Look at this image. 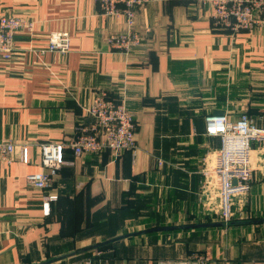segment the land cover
<instances>
[{"label": "crops", "instance_id": "crops-1", "mask_svg": "<svg viewBox=\"0 0 264 264\" xmlns=\"http://www.w3.org/2000/svg\"><path fill=\"white\" fill-rule=\"evenodd\" d=\"M211 11L199 0L150 2L135 18L140 43L124 52L109 42L123 25L98 0H0V14L35 21L34 36L15 35L11 59L0 55V140L15 142V160H0V264H81L90 250L75 252L96 242L218 222L216 178L204 171L221 139L205 116L245 112L264 125V25L233 33ZM56 30L69 32L67 53L34 50ZM99 90L134 114L135 150L75 157L67 147L54 187L34 188L26 176L41 169L39 144L73 140ZM252 147L251 188L232 196L231 222L123 237L105 246L107 264L195 252L205 264H264V143ZM47 193L58 197L46 203Z\"/></svg>", "mask_w": 264, "mask_h": 264}, {"label": "built area", "instance_id": "built-area-1", "mask_svg": "<svg viewBox=\"0 0 264 264\" xmlns=\"http://www.w3.org/2000/svg\"><path fill=\"white\" fill-rule=\"evenodd\" d=\"M101 13L105 17H115L123 28L109 37L113 49L129 52L137 46L140 35L134 30L139 8L155 0H98ZM212 7L211 20L215 25L229 28L233 33L240 30L252 31L257 25H264V0H199ZM25 31L34 36L35 21L25 16L0 14V55L9 60L15 53V35ZM70 48V35L67 30L52 31L47 36L46 46L34 49L40 54L48 51L67 53ZM86 111L92 122L82 127L81 132L68 144L46 141L39 144L41 169L27 174L26 180L34 188L47 192L54 185L59 171L67 163L65 149L70 147L75 157L87 152L99 153L110 150L119 153L135 150L137 121L124 99L110 97L105 90L96 92ZM206 133L219 136L221 145L208 154L209 163L204 172L216 178L219 204L214 217L223 223L233 218L232 196L246 193L251 188L253 178L252 143H264V125H257L251 117L242 112L232 118L228 112L211 113L205 116ZM20 160L29 161L28 148L23 146ZM0 160L10 163L15 160V142L0 140ZM46 203L56 200L57 195L47 193ZM49 210V209H47ZM87 256L81 264H106V258L98 248ZM205 253L195 252L186 259L168 264H205Z\"/></svg>", "mask_w": 264, "mask_h": 264}, {"label": "water", "instance_id": "water-1", "mask_svg": "<svg viewBox=\"0 0 264 264\" xmlns=\"http://www.w3.org/2000/svg\"><path fill=\"white\" fill-rule=\"evenodd\" d=\"M215 113L216 114H221L222 112H215ZM222 223L223 222H206V223H198V224H193V225L156 227V228H151V229H147V230H144V231H136V232L128 233V234H125L124 236H118V237H115V238H112V239H109V240H105L99 245H107V244H109L112 241H116V240L121 239V238L126 237V236H130V235H134V234H140V233H143V232H149V231H154V230H162V229H168V228L169 229H172V228L175 229V228H188V227H204V226H211V225L216 226V225H221ZM97 247H98L97 245L93 244V245H90V246L85 247L83 249H79L75 253H80V252H83V251L92 250V249H95ZM57 259H59V258H54V259H51L50 261H55ZM47 262H42L40 264H46Z\"/></svg>", "mask_w": 264, "mask_h": 264}, {"label": "rangeland", "instance_id": "rangeland-1", "mask_svg": "<svg viewBox=\"0 0 264 264\" xmlns=\"http://www.w3.org/2000/svg\"><path fill=\"white\" fill-rule=\"evenodd\" d=\"M214 178H215V177H214ZM232 219H233V218H232ZM232 219H231V220H232ZM215 221L222 222V221H220L219 219H215ZM229 222H231V221H229ZM229 222H227V223H229ZM227 223H225V224H227ZM106 247H107V246H106ZM99 250L102 252V256H103L104 258L107 259V255H106L105 247H100ZM91 252L93 253L94 251H91ZM106 264H107V260H106Z\"/></svg>", "mask_w": 264, "mask_h": 264}, {"label": "trees", "instance_id": "trees-1", "mask_svg": "<svg viewBox=\"0 0 264 264\" xmlns=\"http://www.w3.org/2000/svg\"><path fill=\"white\" fill-rule=\"evenodd\" d=\"M59 172H60V171H59ZM57 197H58V195H57ZM101 243H102V241H101V242H96V243H94V245H97L99 248H100V247H105V246H106V245H99V244H101ZM98 247H97V248H98ZM93 250H94V249L90 250V255L92 254L91 251H93ZM90 255H89V256H90ZM102 257H103V256H102Z\"/></svg>", "mask_w": 264, "mask_h": 264}]
</instances>
